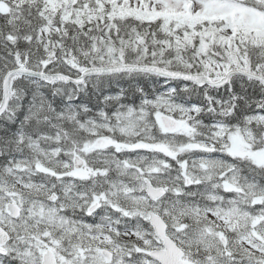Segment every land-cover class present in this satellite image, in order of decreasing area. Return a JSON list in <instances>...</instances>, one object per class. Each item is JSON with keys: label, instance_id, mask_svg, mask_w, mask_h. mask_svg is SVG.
<instances>
[{"label": "snow or ice", "instance_id": "6c2138e0", "mask_svg": "<svg viewBox=\"0 0 264 264\" xmlns=\"http://www.w3.org/2000/svg\"><path fill=\"white\" fill-rule=\"evenodd\" d=\"M0 264H264V0H0Z\"/></svg>", "mask_w": 264, "mask_h": 264}]
</instances>
